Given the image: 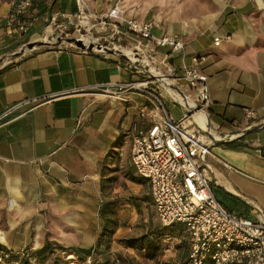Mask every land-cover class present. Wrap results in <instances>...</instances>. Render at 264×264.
Here are the masks:
<instances>
[{"label":"crops","instance_id":"1","mask_svg":"<svg viewBox=\"0 0 264 264\" xmlns=\"http://www.w3.org/2000/svg\"><path fill=\"white\" fill-rule=\"evenodd\" d=\"M19 2L0 0V117L15 108L0 120V244L15 254L48 241L91 249L103 231L106 203L127 198L130 222L143 205L155 209L150 185L133 165L131 145L135 125L150 127L142 111L156 104L138 92L121 101L86 88L142 80L150 73L112 51L73 44L37 46L12 57L44 35L53 17L64 26L78 17L76 0H32L22 12ZM87 2L95 13L119 4L126 17L152 22L155 35L183 37L185 58L126 29L114 38L133 52L143 50L158 71L174 78L150 88L162 94L177 119L185 111L170 95L184 105L175 96L195 103L174 88L196 97L180 78L193 56L206 57L200 69L209 77L213 103L202 117L222 141L207 160L211 189L228 211L264 220V10L255 0ZM178 107L180 116L173 111ZM246 109L255 110L256 118L249 121ZM143 187L149 200L142 199ZM189 251L183 250L184 261Z\"/></svg>","mask_w":264,"mask_h":264},{"label":"built area","instance_id":"2","mask_svg":"<svg viewBox=\"0 0 264 264\" xmlns=\"http://www.w3.org/2000/svg\"><path fill=\"white\" fill-rule=\"evenodd\" d=\"M19 1V12L27 10L32 2ZM76 1L79 22L82 27L93 30L96 27L93 24L96 16L90 14L87 0ZM85 20L88 21L87 24H83ZM50 24L57 25V17H53ZM100 25L101 30L110 29L109 38L119 37L126 29L142 40L170 48L183 58L186 57L182 36L155 35L152 22H139L126 17L125 10L119 4L102 16ZM21 29L26 31L28 28L22 25ZM219 43L220 38H215V44ZM205 61V56H193L191 64L184 66L183 76L180 78L196 91V97L172 87L185 97L190 96L195 101V107L182 104L168 93L185 111L184 117L179 119L169 112L162 94L150 88L151 84L160 82L152 74L146 79L131 82L95 84L86 90L103 99L128 101L131 93L138 92L154 100L156 108L141 113L142 118L150 119V127L142 129L135 125L133 128L135 135L131 145L132 162L137 174L150 185L161 225H183L189 232V264H264V220L254 221L228 211L210 186V165L207 160L209 156H213L216 137L212 133L213 129L209 128V123L210 130H206L195 118L196 112L206 113L213 103L209 77L200 69ZM166 77L174 80L167 75ZM14 110L15 108L8 109L0 120ZM245 115L250 121L256 118L257 112L246 109ZM9 257L10 252L0 255V263ZM91 263L92 256L84 264Z\"/></svg>","mask_w":264,"mask_h":264},{"label":"rangeland","instance_id":"3","mask_svg":"<svg viewBox=\"0 0 264 264\" xmlns=\"http://www.w3.org/2000/svg\"><path fill=\"white\" fill-rule=\"evenodd\" d=\"M89 8L90 14L96 16L93 19V24L96 25L93 30L90 31L88 27H82V24L79 22L80 19L77 17L75 20V24L73 25L64 26V24H60L59 22L57 25L50 24V26L46 28L44 35L40 37L37 36L36 38L31 39L29 43L44 40V37L46 38V36H48V40L53 36H58L60 38L84 39L88 40V42H93V40L96 39L95 43L107 44L109 47L113 48V43L115 40L114 38H109V36L111 35L110 29H100L101 18L107 12L95 13L91 9L90 5ZM83 24H85L84 21ZM123 47L127 50L125 46ZM149 72L152 73L150 70ZM155 74L160 75L164 74V72L159 71ZM180 109L181 108L178 107V109L173 110L175 112V115H181ZM149 198L150 196L147 192L146 187H143V201L149 200ZM127 203V198H119L116 200L115 212L119 219V227L117 228L116 233L109 239H106L101 246L100 260H103L105 258L108 260L109 264H188L187 261H184L187 255H183V250L187 249L189 251L190 235L183 225H175L174 229H169L166 232V236L164 237L162 243V253L156 260H149L145 257V254L143 252H140L133 248L125 247L121 242L122 238L137 237L147 233L151 227L156 228L162 226L156 214V210H153L148 205H143L142 210L140 212L138 211L139 215L136 217L137 220L130 222L131 212L133 210L129 209L126 206ZM51 242L56 244L57 248L55 252L50 253L45 261H39L35 257H30V261L28 264H79L77 263V260H75L76 256L73 251L64 250V248L72 247L64 246L62 244L60 245L56 241ZM42 247H28L24 250V252L21 253V256H23L26 251H30L31 254V252H35L37 249H40ZM102 252L105 254H101ZM6 261L7 260H4L2 264H22L21 262L7 263Z\"/></svg>","mask_w":264,"mask_h":264},{"label":"trees","instance_id":"4","mask_svg":"<svg viewBox=\"0 0 264 264\" xmlns=\"http://www.w3.org/2000/svg\"><path fill=\"white\" fill-rule=\"evenodd\" d=\"M115 211L116 202L114 201L106 203L101 210V217L104 221V227L95 247L91 249L79 247L64 248V250L74 252L77 263L84 264L87 262V258L92 256L91 264H109L108 260L105 258L100 260V248L106 239H109L116 233V230L119 227V219ZM169 229H174V226H161L156 228L151 227L147 233L137 237L122 238L121 242L127 248H133L143 252L147 259L156 260L162 253L163 239ZM56 248L57 247L55 243L48 241L42 248L37 249L35 252H31V254L30 251H26L23 256H21V254L10 252V257L5 260H7V263L21 262L22 264H28L30 257H35L39 261H45L50 253L55 252ZM5 253H9V251L0 244V255H4ZM101 254L105 253L102 252Z\"/></svg>","mask_w":264,"mask_h":264},{"label":"water","instance_id":"5","mask_svg":"<svg viewBox=\"0 0 264 264\" xmlns=\"http://www.w3.org/2000/svg\"><path fill=\"white\" fill-rule=\"evenodd\" d=\"M258 7L262 10H264V0H255ZM117 41V40H116ZM86 40L84 39H78V38H60L58 36H53L49 40H40V41H34L30 42L27 44L24 48L19 50L18 52L13 53L11 56L12 57H18L23 54H25L27 51H29L32 48H35L37 46H42V45H60V44H73L77 46L78 48L84 50V51H95V50H107V51H112L119 56L124 57L127 59L130 63L138 66L139 68L146 69L148 73L149 70L147 67L143 66L139 61H133L129 56H127L123 51L116 49V48H111L107 44H100V43H93V44H86ZM2 62H0L1 65ZM151 74V73H150ZM211 127V124H209V128ZM216 143L222 142L221 140L215 139Z\"/></svg>","mask_w":264,"mask_h":264},{"label":"bare ground","instance_id":"6","mask_svg":"<svg viewBox=\"0 0 264 264\" xmlns=\"http://www.w3.org/2000/svg\"><path fill=\"white\" fill-rule=\"evenodd\" d=\"M84 23L85 24H87L88 23V21H84ZM44 40H48V36H46V38L44 37ZM96 40V39H95ZM95 40H93V42H88V40H86V44H93V43H95L96 41ZM113 46L116 48V49H119V50H121V51H123L127 56H129L133 61H137L134 57H133V55L139 60V62H141V64L143 65V66H145V65H147L148 67H149V70L152 72L151 74L153 75V76H155L156 78H158L160 81H161V83L162 84H164L166 81H167V77L164 75V74H160V75H157V74H155V73H157V72H159L158 71V68H157V66L155 65V64H153V62L147 57V55H146V53L143 51V50H140V51H138V52H133V50L131 49V48H127V50H125L124 49V47H122V44L121 43H119V41L117 42H115L114 41V43H113ZM146 67V66H145ZM168 91H171V88H168L167 89ZM178 100H180V101H182V102H186L185 104L187 105V106H191V107H195V103H193V104H189L184 98H182V96H175ZM188 100V99H187ZM199 113V114H198ZM198 114V115H197ZM201 114V115H200ZM203 114H204V112H196L195 113V115H197V121L199 122V124L200 125H203V120H204V118L202 117L203 116ZM204 129H208V130H210L209 128H207L206 127V125H205V120H204V126H202Z\"/></svg>","mask_w":264,"mask_h":264}]
</instances>
